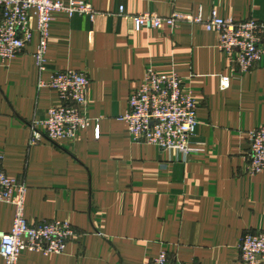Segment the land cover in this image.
Here are the masks:
<instances>
[{
    "label": "crops",
    "instance_id": "1",
    "mask_svg": "<svg viewBox=\"0 0 264 264\" xmlns=\"http://www.w3.org/2000/svg\"><path fill=\"white\" fill-rule=\"evenodd\" d=\"M84 1L92 16L54 13L45 70L33 57L36 32L21 53L0 59V166L25 183L30 223L68 220L77 233L62 254L23 250L18 264H145L160 250L183 263L243 264L241 235L264 231V170L246 171L247 133L264 125V58L241 72L201 24L136 30L132 15L264 21V0ZM29 17L35 27L34 9ZM149 67L178 74L197 101L187 155L131 141L120 119ZM65 69L87 74L83 111L94 123L73 140L30 144L32 121L60 103L40 81ZM13 215L0 202V232Z\"/></svg>",
    "mask_w": 264,
    "mask_h": 264
},
{
    "label": "built area",
    "instance_id": "2",
    "mask_svg": "<svg viewBox=\"0 0 264 264\" xmlns=\"http://www.w3.org/2000/svg\"><path fill=\"white\" fill-rule=\"evenodd\" d=\"M31 9L36 11L35 27L30 23ZM59 12L66 13L68 17L76 14L92 16L95 13L92 5L84 0H0V59L7 62L21 53L36 32L38 43L33 57L38 70H45L49 24L54 13ZM119 12H123L122 6ZM132 19L136 30L160 29L164 25L173 27L184 20L201 24L205 30L217 33L218 49L241 72L250 71L264 58V21L247 19L235 22L219 17L215 11L206 19L200 14L180 12L168 17L142 12L133 14ZM88 83L87 74L74 69L55 71L47 80L40 81V86L57 92L60 103L51 106L44 119L32 121L30 144H36L43 138L73 140L80 130L94 123L83 111ZM196 112L197 101L184 87L178 74L162 75L149 67L139 86L130 94L128 108L120 119L126 123L131 141L187 155L194 150L189 143L198 125ZM95 137H99L97 124ZM247 139L246 171L250 174L263 171L264 125L248 131ZM26 189L24 182L9 177L0 166V202L14 207L10 231L0 232V255L5 264H18L23 250L43 255L62 254L67 243L77 234L68 220L30 223L24 216ZM238 249L243 264H264V231L241 235ZM145 264L197 263L171 259L165 250H160Z\"/></svg>",
    "mask_w": 264,
    "mask_h": 264
}]
</instances>
